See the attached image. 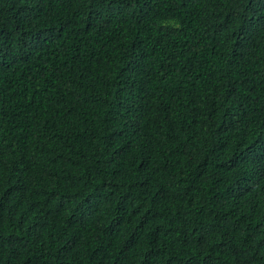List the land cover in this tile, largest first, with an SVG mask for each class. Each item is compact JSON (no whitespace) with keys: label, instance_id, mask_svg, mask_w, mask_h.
Here are the masks:
<instances>
[{"label":"trees","instance_id":"16d2710c","mask_svg":"<svg viewBox=\"0 0 264 264\" xmlns=\"http://www.w3.org/2000/svg\"><path fill=\"white\" fill-rule=\"evenodd\" d=\"M0 264H264V0H0Z\"/></svg>","mask_w":264,"mask_h":264}]
</instances>
